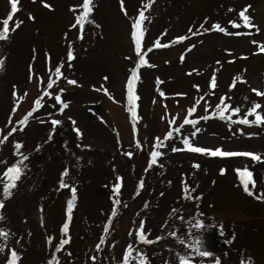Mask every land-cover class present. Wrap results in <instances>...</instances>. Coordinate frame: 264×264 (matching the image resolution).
Returning a JSON list of instances; mask_svg holds the SVG:
<instances>
[{
	"label": "rangeland",
	"instance_id": "obj_1",
	"mask_svg": "<svg viewBox=\"0 0 264 264\" xmlns=\"http://www.w3.org/2000/svg\"><path fill=\"white\" fill-rule=\"evenodd\" d=\"M82 3L18 0L9 27L21 23L0 39V161L5 162L0 172L16 161L23 168L8 197L0 176V227L10 231L0 237L5 249L0 264L11 249L20 253L18 264H48L53 256L54 264H121L130 244L132 256L143 252L150 264H179L178 254L195 253L188 245L197 238L200 250L212 256L194 254V264H211L217 257L219 264H264V123L236 119L254 102L264 115V96L252 91L264 92V0H123V7L121 0H91L93 11L80 24L82 8L74 6ZM7 8L8 0H0V20ZM245 8L248 25L239 16ZM141 9L146 17L141 54L148 64L137 68L132 105L127 77L139 56L128 36ZM213 23L226 31L200 27L211 29ZM186 34L185 40H174ZM157 41L161 46L153 47ZM218 103L231 119L216 114ZM224 103L240 111L231 113ZM133 106L135 121L128 111ZM30 111L27 122L18 124ZM186 116L196 122L186 123ZM168 132L172 135L165 138ZM185 136L198 146L255 152L262 159L193 152L185 148ZM14 141L22 142L19 151L26 159L15 155ZM154 146L161 155L149 167ZM65 167L68 175L61 177ZM245 167L255 180L249 184L251 195L235 171ZM117 176L122 187L114 196ZM61 179L77 189L70 219L71 192L60 187ZM114 200H119L116 215L105 233ZM66 219L67 234L60 231ZM141 220L151 244L135 237ZM101 235L105 239L97 248ZM61 238L68 243L57 251Z\"/></svg>",
	"mask_w": 264,
	"mask_h": 264
},
{
	"label": "snow or ice",
	"instance_id": "obj_2",
	"mask_svg": "<svg viewBox=\"0 0 264 264\" xmlns=\"http://www.w3.org/2000/svg\"><path fill=\"white\" fill-rule=\"evenodd\" d=\"M42 2H43V0H42ZM9 3H10V11L7 13L6 17H4L2 20H0V24H2V27H0V39H7L8 34L11 31H14L15 28L18 27L19 24L21 23V21H16L12 28L9 27V22L13 19V15L18 11V0H9ZM149 4H151V0H149ZM47 6L51 7V5H47ZM74 7H81L82 8V11L77 16V22L80 24H83L84 20L88 17V14L93 11L91 0H83L82 5L74 6ZM121 7H123V0H121ZM246 8H247V6H246ZM246 8L242 9L240 11L239 16L241 17V23L248 25L250 17L245 15ZM28 15L31 18V14L29 13ZM145 19H146L145 10L141 9L139 14L136 16V18L134 19V21L131 25V27H132L131 37L135 42V52L139 56L138 61L136 62V67H133L131 69V74H130V76L128 78V82H127L128 99H129V103L132 105L135 104V101L137 99L136 94L133 91V83L136 79H138L137 68L141 64H148V60L145 59V56L143 54H141L142 53L141 37L143 35L142 21H144ZM205 19H207V17ZM229 23L235 24L236 22L235 21H229ZM200 27L204 31H211L212 29H218L220 32L226 31V29L221 27L219 23H213L211 29L204 28L203 25H201ZM189 31H191V29H189ZM185 39H186V37L183 35L174 37L175 41H182ZM168 43L170 44V43H172V41H169ZM253 43H255V41ZM159 46H161V45L159 44L158 41L156 44L153 45V47H159ZM191 47H192V45H189V48H191ZM261 51H264V49H261ZM67 58L69 60H72L74 58L73 52L71 50V46H69V50L67 52ZM0 59H2V58H0ZM217 63H219V62H217ZM55 72H56L57 76L61 75L60 65L56 66ZM105 79H107V78L105 77ZM69 83L76 84L77 82L75 80H70ZM49 84L51 85V79H49ZM210 86L211 87L215 86V77L214 76H213L212 80L210 81ZM232 86L233 85H230V87H232ZM197 87H199V86L197 85ZM61 91H63V89H61ZM252 91L256 92L257 95L264 96V92H260L257 89H252ZM49 95H51V93H49ZM161 95H163V93H161ZM55 98L57 101H61V96L59 94H56ZM224 99H225V97L221 96V98H220L221 102H223ZM39 104H40V100H39V98H37V100L35 101V105L39 106ZM260 107L261 106L259 103L254 102L252 104V106L247 109V113H245L243 117L237 116L236 119L239 120L243 124H249V125L253 124V123H255V124L264 123V115H262L261 111L257 110ZM216 109L219 110L216 113L217 115H219L225 119H231L230 115H228L225 111L220 110L221 109L220 103H218L216 105ZM223 109H227L231 113H237L240 111V108L238 106L229 108V105L227 103L223 104ZM128 111L132 114L134 121H135V119H138L134 106L130 107L128 109ZM194 111H195L194 107L188 109L189 113H192ZM248 114H253L255 119H249ZM29 115H31V111L29 113H26L25 116L22 118V120L17 121V123L18 124L26 123ZM207 118H208L207 116L203 117V119H207ZM198 119H199V117H198ZM185 122L194 124L196 121L195 120H189L188 117L186 116ZM52 123H53V125H56V124H59L60 121L53 120ZM171 123L172 122L169 121V124H171ZM13 131H15V128L13 129ZM75 131H76L77 135H80V129L79 128H76ZM198 131H200V129L197 128L195 130V132H198ZM195 132L192 133L193 136L195 135ZM171 135H172V132H168L165 134V138H168ZM249 135H251V134H249ZM6 138L7 137H5L4 139H6ZM2 143H4V140L0 139V144H2ZM13 143L15 145V147L13 149V151L15 152V155L21 156V159H26V157L22 156L21 152L19 151L22 147V142L14 141ZM183 144H184L185 148L190 150V151L202 153V154H207L209 156L228 157V156L243 155V156L251 157L253 160L262 159L261 155L259 153H255V152H250V151H248V152H231V151L222 150L221 147L212 148V147L198 146V145L190 142V140L187 136H185L183 138ZM155 145L156 146L160 145V139L159 138H156ZM36 147L39 148V145H37ZM173 150L175 151L176 149H173ZM126 154L128 156H131L132 152H128ZM160 155H161V153L159 151H156L155 146H154L153 151L150 153L151 159L149 161V167H151V165L156 162L157 157H159ZM0 163H5V162L0 161ZM193 166L199 167V165L196 164L195 162H194ZM22 171H23V168L21 167L20 161H16V162H13L12 164L8 165L4 169L3 172H0V176L4 177V181H3V195H4V197H8L12 194L10 190L16 187V181L20 178ZM235 171L238 174V177H239L241 184L243 185L244 191L248 192L251 195L252 190L249 187V184H253V185L255 184V180L253 178V173L247 167L236 168ZM68 172H69L68 167H65L63 169V171L61 172V177L67 176ZM220 172L224 173L225 169L220 168ZM121 180H122V178L117 176L116 177V183H114L112 186L114 196L119 195V190L122 187ZM59 183H60V187L69 188L70 192H71V196L66 202V213L70 219V217L72 215V210L74 208V203L77 200V195H76L77 189H76V186L74 184H68L64 181V179H61ZM140 186L141 187L143 186L142 182H141ZM188 187L189 186L187 184L184 185V195L186 197L189 195ZM261 198H264V197H261ZM117 203H119V200H114L112 212L108 217V223H106L104 225V228H103V231L105 233H107L109 230L111 218L116 215L115 204H117ZM2 206H3V200H0V207H2ZM145 206H147V203L145 204ZM3 219H4L3 215L0 214V220H3ZM69 219H66L60 228V231L65 233V234H67L69 232ZM144 223L145 222L143 220H141L139 222L140 226L136 229L135 237H136L137 241H139V242L151 244V243H153V241L147 239L146 232L144 229ZM195 226L197 228H200L201 222L197 221ZM9 234H10L9 230H6L5 228L0 227V237H7ZM169 235L175 236L177 234L175 232H171V233H169ZM160 238H161L160 236H157L155 239L159 240ZM104 239H105L104 235H101L100 242L96 245L97 248H99L100 245L104 242ZM47 240L49 242H51L53 240V236L48 235ZM61 240H62V242L56 246L57 251H59L60 248H62L64 244L68 243V239H66V238H61ZM113 243H115V241H113ZM188 247L195 249V253L194 252H187L184 255L178 254L179 264H194V261L191 259V257L194 254L202 256V257L212 256L211 252H209L207 250H204V251L200 250L202 247V242L200 241L199 238H197L196 242L189 244ZM3 251H5L4 246L0 245V252H3ZM132 251H133V248H132V245L130 244L123 253V260L121 261V264H129L130 259H135L137 261V264H150V261L148 260V257L146 254H144L143 252L137 251V256L133 257ZM19 258H20V253H18L15 249H11L7 254V259L5 261V264H18ZM92 259H95V257H93ZM55 260H56V257L53 256L52 259L48 261V264H54ZM249 261H251L250 257H249ZM166 264H167V262H166ZM200 264H203V261H201ZM211 264H219V258L217 257L214 261L211 262ZM241 264H246V262L242 260Z\"/></svg>",
	"mask_w": 264,
	"mask_h": 264
},
{
	"label": "bare ground",
	"instance_id": "obj_3",
	"mask_svg": "<svg viewBox=\"0 0 264 264\" xmlns=\"http://www.w3.org/2000/svg\"><path fill=\"white\" fill-rule=\"evenodd\" d=\"M235 150H242V149H235Z\"/></svg>",
	"mask_w": 264,
	"mask_h": 264
}]
</instances>
